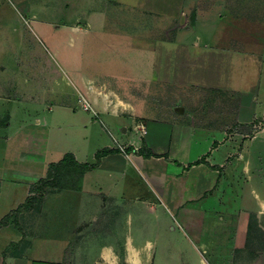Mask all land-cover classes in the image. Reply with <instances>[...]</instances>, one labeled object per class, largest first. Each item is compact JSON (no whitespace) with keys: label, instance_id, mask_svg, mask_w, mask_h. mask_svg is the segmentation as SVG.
I'll use <instances>...</instances> for the list:
<instances>
[{"label":"crops","instance_id":"crops-1","mask_svg":"<svg viewBox=\"0 0 264 264\" xmlns=\"http://www.w3.org/2000/svg\"><path fill=\"white\" fill-rule=\"evenodd\" d=\"M113 2L125 7V14L117 19L125 24V33L156 41L153 48L133 47L131 65L148 70L149 64L140 62L141 56L155 55L150 68L160 75L168 72L164 79L176 84L200 72L204 85L237 91V109L212 113L208 122L193 111L176 112L171 119L139 122L130 110L125 111V117L114 114L101 119L95 108V112L83 108L72 125L87 129L88 135L99 132L97 142L104 139L103 145L69 148L54 142L61 129L55 109L61 103L47 105L48 109L39 105L33 115L25 112L17 116V108L24 109L26 102L0 97V109H4L0 113L6 111L9 117L0 123V220L7 219L0 226V264H35L51 254L64 264L100 260L118 264L121 249L129 264H172L179 255L207 264L195 249L204 243L191 239L188 225H195L199 216L209 221L221 207L246 204L248 189L258 201L256 207H264V178L250 179L251 168L259 165L252 157L254 143L264 129L242 140L239 126L264 113V60L260 74L242 83L240 40L243 32L253 38L256 29L250 22L243 30L241 1ZM194 8L197 16L192 21ZM195 55L202 59L200 65H196ZM260 55L264 58V52ZM223 56H228L224 63ZM244 94L252 98L244 99ZM80 109L69 110L76 113ZM227 118L239 125L228 128L219 120ZM24 128L32 131H27L25 145L18 148L16 136L23 134ZM79 139L85 142V133L79 134ZM105 147L120 151L98 160L96 152ZM66 152H72L81 163L97 164L74 188L46 185V191L35 189L47 175L49 163L60 160ZM243 172L249 181H243ZM41 193L42 206L35 208L34 201ZM18 213L28 218L25 224L15 218ZM67 248L72 250L67 253Z\"/></svg>","mask_w":264,"mask_h":264},{"label":"rangeland","instance_id":"rangeland-1","mask_svg":"<svg viewBox=\"0 0 264 264\" xmlns=\"http://www.w3.org/2000/svg\"><path fill=\"white\" fill-rule=\"evenodd\" d=\"M239 1L243 30L249 28L250 22L256 29L253 38L245 37L246 32H243L242 54L237 56L242 64V83H247L260 74L263 65L264 58L260 54L264 52L261 50L264 47V0ZM195 10L191 14L192 21L197 16ZM122 14L125 7L115 5L113 0H0V97L26 102L24 109L17 108V116L25 112L33 115L39 105L48 109L47 105L61 103L55 109L59 111L61 129L53 131L54 142L69 148L85 145L93 148L103 145L104 141L97 142L99 132L88 135L87 129L78 130L72 125L71 122L78 120V114L84 112L80 96L91 99L97 110L93 111L101 119L114 114L125 117L127 110L134 114V121L139 122L161 117L171 119L176 112L193 111L201 121L208 122L212 113L219 115L237 109V91L226 86L204 85L200 72L191 75L187 82L176 84L164 79L168 72L162 71L160 75L150 68L155 55L141 56L140 62H147L148 70H138L131 65L133 47L153 48L156 41L130 37L131 32L125 33V24L117 21ZM227 57L223 56V63ZM232 57L229 60L234 63ZM199 58L195 55L196 65L202 62ZM243 98L249 100L252 95L244 94ZM64 105L73 110L81 109L75 113ZM8 118L6 111L0 113V123ZM219 120L228 128L239 125L233 118ZM97 126L100 129L99 123ZM239 126L243 130L242 140L253 136L264 129V113ZM22 131L23 134L16 136L18 148L25 145V134L32 130L24 128ZM102 132L107 136L105 130ZM82 133H85V142L79 139ZM254 144L252 157L259 165L251 168L250 179L262 180L264 132ZM116 145L124 146L123 143ZM244 172L243 181H249ZM45 186L41 187L42 191L47 190ZM246 193V204L221 207L209 221L199 216L195 225H188L191 239L204 243L195 249L202 253L207 264H264V207H256L258 201L250 189ZM43 195L41 193L34 201L35 208L42 206ZM15 218L24 224L28 219L19 213ZM202 249L205 252H201ZM70 250L72 248H67V253ZM123 255L121 249L118 264H129L123 260ZM57 257L51 254L44 260H36L35 264H64ZM174 258L176 261L172 264H197L192 256L188 257L189 261L183 255ZM78 264L108 263L100 260Z\"/></svg>","mask_w":264,"mask_h":264},{"label":"trees","instance_id":"trees-1","mask_svg":"<svg viewBox=\"0 0 264 264\" xmlns=\"http://www.w3.org/2000/svg\"><path fill=\"white\" fill-rule=\"evenodd\" d=\"M116 150L120 151L119 148L109 147L99 149L96 152L97 159L99 160L103 155H106L107 153ZM96 164V162L81 163L76 160L75 155L72 152H66L60 160L52 161L49 163L47 175L39 181V183L35 186V189L41 190V187L44 185H51L63 188H74L80 178L84 175V173L87 170L95 167ZM23 207H26V204L23 205ZM6 222L7 219H1L0 226Z\"/></svg>","mask_w":264,"mask_h":264},{"label":"built area","instance_id":"built-area-1","mask_svg":"<svg viewBox=\"0 0 264 264\" xmlns=\"http://www.w3.org/2000/svg\"><path fill=\"white\" fill-rule=\"evenodd\" d=\"M80 102L83 108L94 110V107H93V104L90 98H86L85 96H80Z\"/></svg>","mask_w":264,"mask_h":264}]
</instances>
